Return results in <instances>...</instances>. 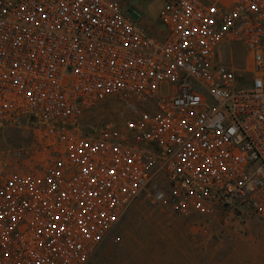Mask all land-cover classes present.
<instances>
[{"label": "built area", "instance_id": "obj_1", "mask_svg": "<svg viewBox=\"0 0 264 264\" xmlns=\"http://www.w3.org/2000/svg\"><path fill=\"white\" fill-rule=\"evenodd\" d=\"M124 1L0 0V127L32 138L0 154V264H90L144 195L264 221V0H169L161 38Z\"/></svg>", "mask_w": 264, "mask_h": 264}, {"label": "rangeland", "instance_id": "obj_2", "mask_svg": "<svg viewBox=\"0 0 264 264\" xmlns=\"http://www.w3.org/2000/svg\"><path fill=\"white\" fill-rule=\"evenodd\" d=\"M168 1L125 0L124 4L143 11L140 25L161 38L166 35L161 11ZM235 47L240 60L234 66L240 69L245 66V51L241 45ZM118 115L114 105L104 103L91 113L89 123L99 125ZM20 127H0V154L31 144L28 126ZM90 264H264V221L224 210L179 216L144 195Z\"/></svg>", "mask_w": 264, "mask_h": 264}, {"label": "water", "instance_id": "obj_3", "mask_svg": "<svg viewBox=\"0 0 264 264\" xmlns=\"http://www.w3.org/2000/svg\"><path fill=\"white\" fill-rule=\"evenodd\" d=\"M128 13L135 19L138 20L141 17V13L134 6L128 9Z\"/></svg>", "mask_w": 264, "mask_h": 264}, {"label": "crops", "instance_id": "obj_4", "mask_svg": "<svg viewBox=\"0 0 264 264\" xmlns=\"http://www.w3.org/2000/svg\"><path fill=\"white\" fill-rule=\"evenodd\" d=\"M135 202H136V201H135ZM135 202H134V204H135ZM134 204H133V205H134ZM133 205H132V206H133ZM132 206L130 207V209L132 208ZM130 209H129V210H130ZM129 210H128V211H129ZM127 213H128V212H127ZM127 213H126V214H127ZM124 217H125V216H124ZM120 222H121V221H120ZM119 225H120V223H119ZM119 225H118V226H119ZM118 226H117V228H118ZM117 228H116V229H117ZM116 229H115V230H116ZM114 232H115V231H114ZM113 234H114V233H113Z\"/></svg>", "mask_w": 264, "mask_h": 264}, {"label": "flooded vegetation", "instance_id": "obj_5", "mask_svg": "<svg viewBox=\"0 0 264 264\" xmlns=\"http://www.w3.org/2000/svg\"><path fill=\"white\" fill-rule=\"evenodd\" d=\"M139 12L141 13V17H142V15L144 14L143 11H139Z\"/></svg>", "mask_w": 264, "mask_h": 264}]
</instances>
